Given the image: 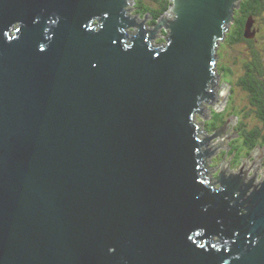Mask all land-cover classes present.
Here are the masks:
<instances>
[{"label": "water", "instance_id": "95a60500", "mask_svg": "<svg viewBox=\"0 0 264 264\" xmlns=\"http://www.w3.org/2000/svg\"><path fill=\"white\" fill-rule=\"evenodd\" d=\"M170 1L0 0V264H264V178L196 119L241 0Z\"/></svg>", "mask_w": 264, "mask_h": 264}, {"label": "flooded vegetation", "instance_id": "af4514ba", "mask_svg": "<svg viewBox=\"0 0 264 264\" xmlns=\"http://www.w3.org/2000/svg\"><path fill=\"white\" fill-rule=\"evenodd\" d=\"M214 72L215 96L204 103L205 117L196 116L204 138L217 134L203 148L210 177L242 170L258 183L264 173V0H241L234 9L216 48Z\"/></svg>", "mask_w": 264, "mask_h": 264}, {"label": "trees", "instance_id": "16d2710c", "mask_svg": "<svg viewBox=\"0 0 264 264\" xmlns=\"http://www.w3.org/2000/svg\"><path fill=\"white\" fill-rule=\"evenodd\" d=\"M136 2L140 6L138 13H141L142 16L149 14L152 17L151 25H154L157 19L171 6L170 0H136ZM161 41H164V38Z\"/></svg>", "mask_w": 264, "mask_h": 264}, {"label": "rangeland", "instance_id": "374dc122", "mask_svg": "<svg viewBox=\"0 0 264 264\" xmlns=\"http://www.w3.org/2000/svg\"><path fill=\"white\" fill-rule=\"evenodd\" d=\"M161 39H163L162 36L160 38L156 39V41H155L156 44L162 43L163 41H161ZM239 102H240L241 105H245L246 104V102L245 101H241V99H239ZM250 120H252L253 123L255 122L253 117ZM263 178H264V173H263V177H261L260 180H262Z\"/></svg>", "mask_w": 264, "mask_h": 264}, {"label": "clouds", "instance_id": "9594fccd", "mask_svg": "<svg viewBox=\"0 0 264 264\" xmlns=\"http://www.w3.org/2000/svg\"><path fill=\"white\" fill-rule=\"evenodd\" d=\"M165 33H166V32L164 31V34H162V35H164V36H165ZM166 35H167V33H166Z\"/></svg>", "mask_w": 264, "mask_h": 264}]
</instances>
